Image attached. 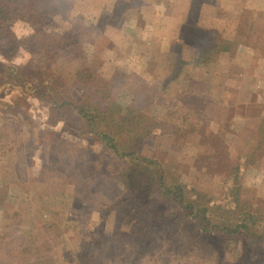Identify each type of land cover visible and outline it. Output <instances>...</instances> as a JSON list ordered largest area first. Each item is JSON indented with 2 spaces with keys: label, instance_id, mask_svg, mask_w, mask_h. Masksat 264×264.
<instances>
[{
  "label": "rangeland",
  "instance_id": "obj_1",
  "mask_svg": "<svg viewBox=\"0 0 264 264\" xmlns=\"http://www.w3.org/2000/svg\"><path fill=\"white\" fill-rule=\"evenodd\" d=\"M54 1L52 4L57 12L55 15L57 26L49 30L62 38L76 31L86 47L88 63L91 64L93 58L97 57L98 65L102 63L99 72L113 84L114 88L109 98L94 97L97 106L104 110L107 105L110 106L118 99L126 103L131 101L135 90L137 98L145 102V110L151 111L153 106L147 100L148 94L144 86L152 81V72H159L165 54L170 53V39L173 37H169V32L173 33L172 26L186 21L187 18L199 19L202 14L207 16V19L201 20L206 19L205 26L209 29L213 22V16H210L212 8L217 6L222 15L218 19L219 24L235 28L230 37L236 41V45L230 53L215 55L212 60L215 65L212 69H218L220 73L225 71L228 75L231 68L232 76L229 77L227 85L233 89L239 87L235 93L240 95L242 101L239 105H227L224 99L219 104L222 90L220 74L206 76L212 69L199 68L202 79L191 80L183 86L180 85V88L186 99L185 107L202 122L199 136L203 145H197L200 144L199 139H196L197 144H186L185 135H162L145 145L144 152L164 166L172 168L185 179L199 181L203 189L211 186L215 188L218 181L226 179L237 161L238 149L244 148V145L232 144L238 134L243 132L246 117L255 120L257 124H260L264 117V0H236V4L235 0L228 4H222L218 0H211V4L206 0H195L197 7L193 10L189 9L191 0H182L180 4L174 5L175 7H172L171 1L166 9L151 6L152 0L149 2L134 0L126 3L125 1L115 3L113 0ZM241 2L243 5H240ZM146 4L150 5L144 8ZM247 8L250 10L247 11ZM23 16L10 11L0 15V241L13 243L15 240L13 235L15 227L12 226L14 224L4 222L7 218L10 219L15 211L24 215L29 209L33 213L37 208L34 178L38 177L43 181L47 179L49 181L47 197L48 201H52L50 204L52 211L44 212L45 215H48V220L52 223L55 222L54 219L60 217L58 223L67 233L64 244L52 240V247L56 243L60 249L63 247L66 250L69 248L79 251L84 235L97 228L101 224L99 222L102 220L101 217L108 212L110 206L125 194V187L120 179L110 176L119 172L121 165H117L112 159L108 162L104 160V165L95 172H91L93 169H86L89 175L82 177L74 175L78 159H87L95 166L96 157L104 151L95 144L92 135L79 136L77 126L69 121L68 114L64 118L65 121H60L58 116L52 113L50 104L41 100L40 95L45 89H49L54 99H61V93L56 88L57 82L61 80L57 77L52 82L48 81L46 78L51 75L48 68H52L53 65L34 63L36 53L23 44L25 36L43 29L48 21L42 23L40 20L25 19ZM132 17L136 20H132ZM175 18L177 22H172ZM165 28L168 34L166 36ZM178 28L176 30H179ZM201 30L199 28L196 31L198 40L201 39ZM156 33L164 37L152 38L157 36ZM57 37L52 42L60 40ZM194 42L196 40L190 39L187 47L184 45L182 52L177 54L189 56ZM37 55L40 59L45 56L42 53ZM69 68H71L69 65L61 67L66 71ZM219 118H225L228 131L233 132L226 135L225 144L224 141L216 144L220 138L214 128L218 123L216 119ZM260 126L264 129L263 123ZM198 151L204 154L202 160L195 158ZM55 171L65 173L64 180L73 178L72 183L68 185L62 181L60 176L53 174ZM96 173L99 176L95 175ZM245 184L249 189L252 205L264 208V155L253 167ZM21 199L24 200L20 207ZM60 208L63 209L61 216L55 211ZM26 215L22 216V220L20 217V229L15 230L18 239L11 247L14 253L11 254L7 250L6 254L4 248L0 247V264L3 256H7L6 264L19 262L18 259L30 264L37 262L38 255H45L43 253L45 247L41 243L38 246L35 242L38 241L40 234L38 218L35 219L33 216V220L30 214ZM137 216V212L131 214L127 229L124 227L122 235L114 232L104 238L100 234L96 235L93 238L96 239L95 246H92L89 255L92 259L89 258L91 261L88 260L90 262L86 264H164V261L159 259L171 261V264L220 263L216 253L213 254L214 257L211 256V250L206 258L205 255L196 258L192 253L194 250L192 247L185 250L176 247L177 251L175 249L173 251L172 246L162 247L167 242L161 239L142 259L137 254L139 242L136 235L131 232L137 228L135 224L138 225V219L134 221ZM40 217H43L41 213ZM130 223L135 227L133 228ZM24 230H32L33 237L27 252L16 259L19 254L15 251L18 252L26 240ZM53 231H56L55 227ZM107 231L111 232L110 228H107ZM231 249L226 248L225 251L228 262L233 254ZM263 249V245H258L255 251L248 253L249 257L254 253L256 261L253 264H264V254L261 253ZM249 250L252 251V248ZM164 251L170 254L164 255ZM61 252L62 250L56 252L60 258Z\"/></svg>",
  "mask_w": 264,
  "mask_h": 264
},
{
  "label": "trees",
  "instance_id": "obj_2",
  "mask_svg": "<svg viewBox=\"0 0 264 264\" xmlns=\"http://www.w3.org/2000/svg\"><path fill=\"white\" fill-rule=\"evenodd\" d=\"M20 1V3H14L9 0H0V15L10 11L24 15L25 19L40 20L42 23L48 21L43 28L45 31L41 28L35 32L37 34L25 36L23 44L36 53L34 63L53 65L52 68H48L51 74L46 78L48 81L52 82L57 77L61 80L56 81V88L61 93V99H54L49 89H45L40 95L41 100L50 104L52 113L57 115L60 121H65L64 118L68 114L69 121L77 126L79 136L92 135L95 144L104 151L96 157L95 166L87 159H78L74 167V175L86 176L88 174L86 169H93L91 172H95L104 165V160L107 162L109 159L115 160L114 163L121 165L120 171L110 176L120 179L125 187V194L110 206L108 212L101 217L102 220L99 219L101 224L92 229L91 233L84 235L79 251L69 248L66 250L63 247L60 249L56 243V251H54L55 245L52 247V240H58L64 244L67 233L58 223L60 217L54 219L55 222L52 223L48 220V215L44 213L52 211L50 209L52 201H48L47 197L48 179L43 181L35 177L34 192L37 208L33 213L29 209L30 212L28 210L24 215L15 211L10 219L7 218L4 221L10 225L14 224L12 226L15 227L13 243L0 241V247L4 248L5 253L7 254V250L11 254L14 253L11 247L18 239L15 230L20 229L22 216H27L26 213H28L33 220L38 218L37 221L40 223L38 224L40 234L38 241H35L36 245L39 246L41 243L47 250L43 252L45 255H38L36 263L30 264H59L60 262L86 264L91 261L89 255L96 241L93 238L98 234L104 238L112 232L120 235L124 227L127 229L131 214L137 212L138 216L134 219V221L138 219V225L135 224L137 228L130 224L134 228L131 232L136 235V240L139 242L137 254L142 259L153 249L152 247L158 245L161 239L167 242L162 247L172 246L173 251L174 249L177 251L176 247L179 250L192 247L194 249L192 253L196 258H201L203 255L206 258L211 250L212 257L215 256L214 253L217 254L219 264H253L256 261L253 257L254 253L250 255L251 257L247 255L255 251L258 245L264 246V208L252 205L245 180L264 155V129L260 126L261 123L264 124V117L260 124L246 117L247 122L242 127L243 132L238 136L234 134L237 137L232 145H244V148L238 149L237 161L231 168L229 176L218 181L215 188L211 186L203 189L199 181L185 179L172 168L164 166L144 152L145 145L162 135H185L186 144H197L196 139H201L199 129L202 122L185 107L186 99L181 94L180 85L183 86L191 80H201L199 68H214L215 64L212 60L215 55L230 53L235 48L236 41L230 37V34L235 32V28L219 24L218 19L222 15L217 6L212 8L210 16H213V22L209 25V29L205 26L207 16L202 14L199 19L187 18L180 23L175 37L178 36V39L183 40L186 47L190 39L196 42L189 56L183 53H166L159 72H152V81L144 86L148 94L147 100L153 106L151 111L145 110V102L137 98L135 90L131 101L126 103L118 99L110 106L107 105L104 110L97 106L94 97L109 98L114 88L113 84L99 72L102 63L98 65L97 57L93 58L91 64L88 63L86 47L76 31L73 30L72 34L62 38L49 30L57 26L55 21L57 12L52 4L55 1ZM201 18L206 19L201 20ZM198 25L202 29L200 40L196 38ZM218 30H222L221 33L217 32ZM56 36L60 40L52 42ZM38 53L44 54V58L40 59ZM63 65H69L71 68L67 71L62 70ZM218 73L221 76L222 87L219 104L225 99L227 105H239L242 98L235 93L239 87L233 89L227 85L229 77L232 76L231 68L228 75L225 71L220 73L218 69H212L206 76L213 77ZM238 110L241 111L239 107ZM216 121L218 123L214 130L220 138L216 144L222 141L225 144L226 135H231L233 132L228 131L225 118H219ZM197 145H203L201 140ZM201 152L198 151L195 158L202 160L204 154ZM55 172L53 174L60 176L68 185L72 183L73 178L64 180L65 173ZM217 188L220 193L215 191ZM21 200L20 207L24 199ZM28 206L30 207V204ZM55 211H58L60 216L63 213L61 208ZM40 213L43 217H40ZM53 227L56 229L55 232ZM107 228H110L111 232L107 231ZM32 234V230H24L23 235L26 240L18 252L15 248V253L19 254L16 259L27 252ZM226 248H232L233 254L229 258L231 262L226 260ZM249 248H252V251ZM40 249L42 251V248ZM59 250H62L61 258L59 253H56ZM167 253L169 252L164 251V255ZM261 253L264 254V249ZM6 257L3 256L1 264L7 263ZM160 260L164 261V264H171V261ZM18 261L12 264H26L23 262L25 260L18 259Z\"/></svg>",
  "mask_w": 264,
  "mask_h": 264
},
{
  "label": "crops",
  "instance_id": "obj_3",
  "mask_svg": "<svg viewBox=\"0 0 264 264\" xmlns=\"http://www.w3.org/2000/svg\"><path fill=\"white\" fill-rule=\"evenodd\" d=\"M115 3H121V2H124L125 1V3L126 2H134V0H113ZM148 2H149V0H147ZM172 1V2H171ZM180 1H182V0H152V5L151 6H154V5H156V6H158V9L160 8H163V9H166L167 8V6H168V4L171 2L172 3V7H175L174 5H178V4H180ZM206 1H208V4H211L212 3V1L210 0H206ZM206 1H203V2H206ZM218 1H220V3H222V4H228L229 2H231L232 3V0H218ZM242 1V0H241ZM236 0L234 1V3L236 4ZM219 3V4H220ZM233 3V4H234ZM149 5L150 4H146V5H144L143 7L144 8H146V7H149ZM163 5H164V7H163ZM202 5V2H201V4H200V6ZM240 5H243L242 4V2H241V4ZM195 7H197V3H195V0H191V3L189 4V9H191V10H193ZM144 8H142V9H144ZM250 10V8H247V11H249ZM159 18V17H158ZM157 18V19H158ZM160 20H162L161 18H159ZM132 20H136V18L135 17H132ZM176 21V18L175 19H173V21L172 22H175ZM177 22V21H176ZM181 23V22H180ZM180 23L178 24V25H173L172 27H173V33L172 34H170V32H169V37H173V38H171L170 40H171V42H170V47H169V51L170 52H172V53H174V54H177V53H181L182 52V50H183V48H184V42L182 41V40H179L177 37H175V35H176V29H177V27H179V25H180ZM168 26V25H167ZM176 30V31H175ZM241 30V29H240ZM157 34V33H156ZM165 36L166 35H168L167 34V29L165 28V34H164ZM157 37L159 38V39H161L162 37H164L163 35H158L157 34V36H153L152 38H156L157 39ZM182 49V50H181Z\"/></svg>",
  "mask_w": 264,
  "mask_h": 264
}]
</instances>
